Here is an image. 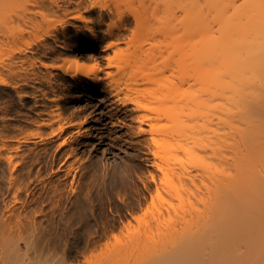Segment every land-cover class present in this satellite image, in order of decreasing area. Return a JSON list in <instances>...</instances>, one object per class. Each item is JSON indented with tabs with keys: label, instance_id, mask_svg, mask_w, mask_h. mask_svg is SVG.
<instances>
[{
	"label": "bare ground",
	"instance_id": "obj_1",
	"mask_svg": "<svg viewBox=\"0 0 264 264\" xmlns=\"http://www.w3.org/2000/svg\"><path fill=\"white\" fill-rule=\"evenodd\" d=\"M45 5L64 12L62 43L37 48L51 61L20 45L0 60L16 76L0 90L35 99L22 113L0 95V264H68L45 254L43 214L122 140L160 165L159 203L86 264H264V0Z\"/></svg>",
	"mask_w": 264,
	"mask_h": 264
},
{
	"label": "rangeland",
	"instance_id": "obj_2",
	"mask_svg": "<svg viewBox=\"0 0 264 264\" xmlns=\"http://www.w3.org/2000/svg\"><path fill=\"white\" fill-rule=\"evenodd\" d=\"M35 3L36 0H9L7 43L0 52V60L12 48L20 45L25 48L23 57H26L25 54H34L44 61H51L50 54L37 48L46 40L56 47L62 43L64 36L60 19L64 17V12L56 15L49 5L35 8ZM69 28L72 33L71 41H74L77 34L73 27ZM48 30L51 33L43 40L41 36ZM101 49L102 46L91 52L101 54ZM3 75L12 80L16 78L10 72H3ZM5 87H8L7 90H0V95L13 97L12 111L14 107H19L22 113H32L31 108L35 103L33 96L21 100L12 87ZM22 88L26 92L34 89L30 84ZM9 90L12 91L10 97ZM28 127L26 125L24 128L28 130ZM121 143V146L117 145L120 147L116 149L117 157L110 158V162L103 158L99 161L97 170L90 168L85 173L77 174L74 181L68 183L66 189L69 190L70 198L62 204L63 214L60 211L43 214L42 223L54 239L52 248L46 250L45 254L61 256L68 264H86L92 255L100 254L109 243H114L116 237L122 235L129 225H137L154 201L159 203L157 185L160 186V177L163 175L160 165L154 162L153 155L146 156L142 145L138 150H133L126 141L122 140ZM101 149L103 146L100 151ZM153 173L158 175L154 177ZM160 193L166 194L162 186Z\"/></svg>",
	"mask_w": 264,
	"mask_h": 264
}]
</instances>
